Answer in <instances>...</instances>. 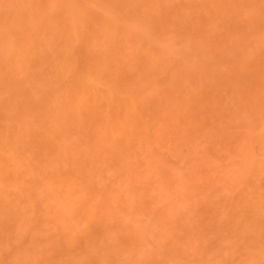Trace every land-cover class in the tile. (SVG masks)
I'll return each mask as SVG.
<instances>
[{"label": "bare ground", "instance_id": "6f19581e", "mask_svg": "<svg viewBox=\"0 0 264 264\" xmlns=\"http://www.w3.org/2000/svg\"><path fill=\"white\" fill-rule=\"evenodd\" d=\"M0 264H264V0H0Z\"/></svg>", "mask_w": 264, "mask_h": 264}]
</instances>
